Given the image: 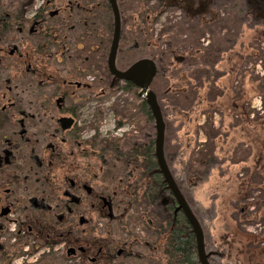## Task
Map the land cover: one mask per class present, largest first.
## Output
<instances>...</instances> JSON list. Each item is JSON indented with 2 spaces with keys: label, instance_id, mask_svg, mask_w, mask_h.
<instances>
[{
  "label": "flooded vegetation",
  "instance_id": "flooded-vegetation-1",
  "mask_svg": "<svg viewBox=\"0 0 264 264\" xmlns=\"http://www.w3.org/2000/svg\"><path fill=\"white\" fill-rule=\"evenodd\" d=\"M117 3V67L156 64L164 157L208 262L264 264V3ZM114 31L109 0H0V264H202L150 104L108 69ZM246 222L263 224L249 236Z\"/></svg>",
  "mask_w": 264,
  "mask_h": 264
},
{
  "label": "water",
  "instance_id": "water-1",
  "mask_svg": "<svg viewBox=\"0 0 264 264\" xmlns=\"http://www.w3.org/2000/svg\"><path fill=\"white\" fill-rule=\"evenodd\" d=\"M115 18V31L112 38L110 51L108 54V69L112 74L121 79L132 80L141 90L139 95L145 97L150 104L153 114L156 118L157 128V146L156 155L160 164V169L164 173L166 181L169 183L172 190L177 195L182 207L184 208L196 234L197 240V253L202 264H210L207 260L205 251L204 232L200 221L190 210L185 199L181 195L178 187L172 177L164 157V135H165V122L162 117L159 104L157 102L156 94L150 88L151 82L156 76L157 68L155 62L150 58L140 59L135 61L129 68L120 70L117 67V55L119 50V42L121 37V14L117 0H109ZM264 3V0H260Z\"/></svg>",
  "mask_w": 264,
  "mask_h": 264
},
{
  "label": "rangeland",
  "instance_id": "rangeland-1",
  "mask_svg": "<svg viewBox=\"0 0 264 264\" xmlns=\"http://www.w3.org/2000/svg\"><path fill=\"white\" fill-rule=\"evenodd\" d=\"M163 24H164L163 21L158 22L155 25L154 30L159 31V29L162 27ZM248 33H249V31L247 29V34ZM259 47L261 48V50H263V53H264V42L259 43ZM258 62L260 64L258 74H259V77H261L264 81V54L261 56V58L258 60ZM262 96H263V100H264V95H262ZM96 105L97 104H95V102H93L91 100L88 102L87 105L83 106L80 109V126L85 127V132L83 134L84 137H88L93 132V128H92L93 124H91V123H92L93 113L96 109ZM107 105H109V104H106V106ZM114 119H116V116H114L112 111H109V107L107 106L106 111L104 112V117L102 118V123H104V127H105L104 130H108L109 132H111L113 129H115L114 125H113V123H115ZM125 129H127V128H124L123 130L118 129L117 134H115V133L114 134L119 136L122 132H124ZM170 138H171V134H170ZM200 138L204 140L205 136L202 135V136H200ZM248 200L251 201L252 198L250 197ZM248 210H249L248 214H250L252 211L250 209H248ZM199 214H201V212H199ZM201 215L204 216L203 214H201ZM251 215L252 214H250L249 217ZM262 224H263V222H251V223L246 222L243 226L246 230L248 229V231H251L250 233H252V231H254V232L259 231ZM250 263L253 264V262H250Z\"/></svg>",
  "mask_w": 264,
  "mask_h": 264
},
{
  "label": "trees",
  "instance_id": "trees-1",
  "mask_svg": "<svg viewBox=\"0 0 264 264\" xmlns=\"http://www.w3.org/2000/svg\"><path fill=\"white\" fill-rule=\"evenodd\" d=\"M148 38H149V40H152V41H153V39L156 40V37L154 36V32H153V31H151L150 36H149ZM78 42H79V39L75 37V38H74V43H75V45H76ZM150 42H151V41H150ZM84 43L87 44V45L89 46V44H91V39H90V38H84ZM121 111L124 112V109L122 108ZM91 124H93V123H91ZM106 145H109V141L107 142ZM246 232H247V235H249V236L255 234L254 232L250 233L251 231H247V230H246ZM258 236H261V234L258 235ZM191 254H192L191 252H190V254L188 253V256L191 255ZM195 261H196V264H199V262H198V258H197V257H195ZM250 262H253V261H252V260H249V261L246 262V263H247V264H251ZM253 264H254V262H253Z\"/></svg>",
  "mask_w": 264,
  "mask_h": 264
}]
</instances>
